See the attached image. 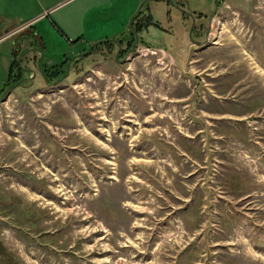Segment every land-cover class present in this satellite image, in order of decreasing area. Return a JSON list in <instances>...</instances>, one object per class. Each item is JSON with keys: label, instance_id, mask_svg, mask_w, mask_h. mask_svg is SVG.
<instances>
[{"label": "rangeland", "instance_id": "1", "mask_svg": "<svg viewBox=\"0 0 264 264\" xmlns=\"http://www.w3.org/2000/svg\"><path fill=\"white\" fill-rule=\"evenodd\" d=\"M218 1L203 45L183 13L203 40L215 0H39L12 28L0 264H264V0Z\"/></svg>", "mask_w": 264, "mask_h": 264}, {"label": "crops", "instance_id": "2", "mask_svg": "<svg viewBox=\"0 0 264 264\" xmlns=\"http://www.w3.org/2000/svg\"><path fill=\"white\" fill-rule=\"evenodd\" d=\"M39 0H0V43L12 40L10 44V52L8 54V65H7V74L9 72V62H10V54L12 51L17 49L15 43V35L14 31H11L13 27H19V32L26 29L28 24L30 25L33 21L37 20L38 18L44 15V12L47 10L54 9V7H38ZM36 3L38 5L36 6ZM36 6V7H35ZM59 5H56V7ZM35 8V9H34ZM39 8V9H38ZM41 21V20H40ZM36 24V23H35ZM35 27V25H34ZM33 31L34 36L37 37L39 43L38 45H34L32 42L34 39H24L20 40V44L25 47L23 52L20 51V57H36L40 55L43 51L45 44L42 40V36L40 35L39 31H35V29H30ZM2 36V37H1ZM25 36V35H24ZM26 44V45H25ZM26 61V60H25Z\"/></svg>", "mask_w": 264, "mask_h": 264}, {"label": "flooded vegetation", "instance_id": "3", "mask_svg": "<svg viewBox=\"0 0 264 264\" xmlns=\"http://www.w3.org/2000/svg\"><path fill=\"white\" fill-rule=\"evenodd\" d=\"M219 7H220V4H219V1L218 0H215V3H214V8L211 12V14L209 15L208 19H207V27L205 29V32H204V39L203 40H199L197 39V36L195 37L194 34V19H196V17L194 18V16L191 14V13H186L184 12L183 15L187 16L188 18L190 17L191 18V25H190V28L189 30L191 29V38L190 40L192 42H195L196 45H203L206 43V39L208 37V33H210L209 29L211 27V21L213 19V17L216 15V13L218 12L219 10ZM204 17V16H203ZM133 25V28L131 29L132 30V34H128V36L123 39L121 38L117 43H118V49L119 51H123L125 52V57H127L134 49L137 48V46L139 45V42H140V36H139V32L138 30H136L135 28V25ZM189 32V31H188ZM208 34V35H207ZM115 43V42H114ZM94 47V46H93Z\"/></svg>", "mask_w": 264, "mask_h": 264}, {"label": "water", "instance_id": "4", "mask_svg": "<svg viewBox=\"0 0 264 264\" xmlns=\"http://www.w3.org/2000/svg\"><path fill=\"white\" fill-rule=\"evenodd\" d=\"M189 37L191 38V29L189 30ZM94 45L90 46L89 50L93 47ZM88 50V51H89Z\"/></svg>", "mask_w": 264, "mask_h": 264}]
</instances>
